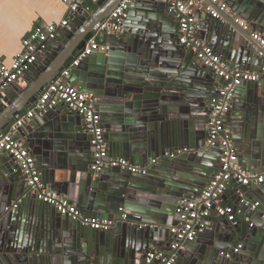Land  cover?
I'll return each mask as SVG.
<instances>
[{
    "label": "water",
    "instance_id": "water-1",
    "mask_svg": "<svg viewBox=\"0 0 264 264\" xmlns=\"http://www.w3.org/2000/svg\"><path fill=\"white\" fill-rule=\"evenodd\" d=\"M81 1L68 17L75 25L64 27L66 38L55 33L53 42H48V51L38 59L42 67L38 65L33 75L26 73L5 88L4 96L0 94V135L75 59L91 37L93 25L104 21L120 0ZM223 1L264 37V0ZM92 3L94 10L90 9ZM130 10L139 13L131 19H137L139 30L148 33L133 36L123 27L122 33L108 37L107 52L89 54L72 67L68 81L91 95L105 137L117 156L137 165L149 158L158 161L145 174L118 167L94 172L90 135L84 132L79 115L52 118L47 112L34 117L33 124L21 126L13 138L23 140L35 153L46 132L56 128L72 165L68 181L57 182L53 171L46 170L35 155L43 185L67 196L84 216L105 219L112 225L108 230L82 225L34 194L22 206L18 203L6 210L23 192L24 176L13 158L1 151L9 159L0 167V264H141L147 252L168 248L172 242L169 229L178 223L175 209L179 200L197 196L216 173L221 150L207 145L205 124L223 79L198 64L194 54L179 44L175 17L166 13L160 0H131ZM204 31L207 34L202 36L199 30V37L223 60L247 71H253L251 65L258 60L257 72H261L264 50L252 40L249 29L228 13L211 18ZM260 79L252 84L243 81L236 88L233 96L243 104L234 102L224 117L239 150V164L257 173L264 171V74ZM13 91L16 96L12 99ZM21 133H28L27 139ZM177 149L185 150L175 158L163 156ZM263 185L238 184L231 203L224 196L223 203L233 207L234 219L212 214L206 220V239L184 243L175 264H264ZM252 204H256L253 209Z\"/></svg>",
    "mask_w": 264,
    "mask_h": 264
},
{
    "label": "built area",
    "instance_id": "built-area-1",
    "mask_svg": "<svg viewBox=\"0 0 264 264\" xmlns=\"http://www.w3.org/2000/svg\"><path fill=\"white\" fill-rule=\"evenodd\" d=\"M58 1L66 4L71 12L77 10L82 4L81 0ZM164 1L168 13L173 15L178 22L179 44L186 50H190L199 64L211 69L223 79L218 96L210 105L206 122L207 145L210 147L218 146L221 152L218 170L209 179L204 189L190 200H179L175 209L179 220L176 225L169 229L173 239L168 248L147 252L141 264H175L178 251L181 250L183 244L195 241L198 235L204 232L208 217L216 214L233 220L235 217L233 207L223 203L226 185L232 180L242 185L264 183V171L261 173L250 172L241 167L230 129L224 123V117L230 111L236 88L243 81H257L260 75L264 74V67L260 73L231 68L211 46L199 39L196 13L205 11L211 18L218 19L221 12H226L243 28L248 27V22L232 11L223 0ZM130 3L131 0H120L104 21L93 25L91 37L75 59L54 76L37 100L28 107L24 114L17 115L4 134L0 135V152L4 151L13 158L24 176L25 185L30 194H34L37 200L54 207L59 214L70 216L82 225L96 230H108L111 228L112 222L97 217L84 216L67 197L47 191L31 151L20 141L14 139L13 135L34 117L43 116L62 103L68 111L79 115L84 122L85 130L90 135L93 152L91 169L94 172L118 167L132 173L145 174L150 165L158 161L159 158H152L145 164L136 165L125 158L110 157L104 129L101 126V118L94 109L91 95L70 85L68 81L71 68L76 66L83 57L95 52L104 53L109 50L105 37L122 32L123 24L129 16ZM68 26L69 19H63L58 23H37L27 32L22 38V49L15 55L12 62L7 66L0 60L1 95L9 84L14 83L27 73L31 65L45 51L48 41L54 39L57 29ZM252 35L253 39L264 50V37L260 33H253ZM183 150L166 151L163 156L175 158ZM18 203V201L12 202L10 206L6 207V210L15 208ZM255 206L256 204H252L250 208L253 209ZM120 210L122 209L120 208ZM123 217L125 216L123 215Z\"/></svg>",
    "mask_w": 264,
    "mask_h": 264
},
{
    "label": "crops",
    "instance_id": "crops-1",
    "mask_svg": "<svg viewBox=\"0 0 264 264\" xmlns=\"http://www.w3.org/2000/svg\"><path fill=\"white\" fill-rule=\"evenodd\" d=\"M160 2L162 4H165L166 13L168 14L166 2L164 0H160ZM90 9H93V10L96 9V6L94 5V3L91 4ZM70 14H71V11L68 9L67 5L58 1V0H0V60L3 62V64H5L7 66L12 62L15 55L19 51H21V49H22V38L27 34V32L35 24H37V23H58L63 19H68ZM136 15H135V12H133V11L130 12L127 20L123 24V27L128 28V33L133 35V36L136 34L141 35V33L145 32V31H146V33H148V31L146 29L142 28L141 30H139V28H138L139 23H138L137 19H135L136 21L134 19H131V17H133V16H136V17L140 16L139 13H137V12H136ZM76 19H78V18L75 17V20ZM175 21L177 22L176 18H175ZM196 21H197V25H198V32H197L198 37L200 34L199 30L202 31L201 32L202 36H205L207 34V31H204V30L207 28V26L209 24H211V17L205 11H198L196 13ZM177 24H178V22H177ZM73 25H75L74 21L70 20L69 26H73ZM123 27H122V32H123ZM202 28H204V29H202ZM247 28L249 29L251 34L259 33L258 31L252 30L253 28H255V26H253V24L252 25L248 24ZM66 33H67V30L64 27L58 28L56 31V34H58L61 39L66 38ZM109 36H111V35H106V37H105L106 42H107V39ZM199 39H201V38L199 37ZM252 40L254 41V39H252ZM51 41L52 40H50L48 42H51ZM202 42H204V40H202ZM254 42L257 44L258 47H260V45L258 44L257 41H254ZM54 44L58 45V42L54 41ZM206 44H208V43H206ZM209 46H211V45H209ZM47 51H48V49L46 47L43 54H41L37 58L36 62L31 65L30 69L27 71V74L33 75L35 68L38 67V65H41V67H42V63L39 64L40 61H38V59L42 58L41 56L44 55ZM226 63L231 68L244 70L243 68H237L236 64H233V63L231 64L229 62H226ZM258 63H260V62L258 60H256V63L251 65V67L254 68V70L253 71L250 70V72H257V69H259V66H257L256 64H258ZM27 74H25V75H27ZM258 81H261V79L259 78ZM252 83L253 82H251V84ZM20 84H23V81ZM4 94H3V96H4ZM10 96L13 99L16 96V91H13V93H11ZM234 102H237L236 104H238V103L243 104L240 98H237V97L234 98V96H233V99L231 102V107H232V104ZM26 110L22 109L21 114H24V112ZM48 114L51 115L52 118L53 117H55V118L67 117V116L74 115V113H71L70 111H68L64 105L60 109L54 108L53 110L49 111ZM235 117L236 116L234 115L233 119H236ZM35 118L31 119L29 122H27L23 126H29V124H33V120ZM224 122H225V118H224ZM233 122H234V120L231 121L230 124L228 123L227 125L229 127H231L232 125H234ZM255 123H257V124L260 123V121L257 120V117L255 120ZM53 126H55V125H53ZM205 126H206V124H205ZM83 128H84V132H86L84 126H83ZM40 129H41L40 126H36L37 131H41ZM231 130L233 131V130H235V128H233ZM236 132H238V131H236ZM57 133H59V132L56 131V128L54 130L47 131L46 136L44 138H42L41 142L35 146L37 149L35 151L36 154L33 152L34 150H32L31 148H29V150L31 151L32 155L34 156L36 163H37V159H36L35 155H37L39 157V159L42 163V166L46 170H49V172H50V170L53 171L55 181L62 182V181H68V178H69L68 173L71 170L72 165L69 163L68 159H66V155L68 156V152H67V150H65V151L62 150V145H60V144H63V143H62L60 137L57 136ZM21 134H22L21 137L24 140L27 139L28 133H26V134L21 133ZM21 143H23V140H21ZM107 143H108V155L110 157H120V156H117V154L111 150V148L109 146V141H107ZM212 150H213L212 152H217V151H215V149H212ZM236 152L238 154L239 150L236 149ZM120 158H123V157H120ZM8 159H9V156L7 154L0 152V167L5 166V164H7ZM149 160H150V158H149ZM218 162H219V157H218V161H217L216 171L218 170V167H219ZM15 165H16V163H15ZM138 165H140V164H138ZM37 166H38V164H37ZM16 167H17V165H16ZM241 167L243 168V166H241ZM38 168H39V166H38ZM243 169H245V168H243ZM246 171H248V170H246ZM40 174H41V180L43 183V172L40 171ZM20 176H23L22 172H21ZM236 186H238V183H236L233 180L226 185L225 192L229 191V193H227V194L223 193V197L224 196L227 197L228 203H231L232 192L236 188ZM253 186L258 187V185H253ZM23 187H24L23 192L20 194L19 198L15 200V202L16 201L19 202L20 206L23 205L24 199H26L27 196L31 195L28 192V189L25 185V181H23ZM44 187L46 188L47 191L51 192L49 186L44 185ZM262 187L264 188V185ZM53 193H56V192H53ZM56 194H58V193H56ZM59 195H63V194H59ZM63 196H65V195H63ZM65 197H67V196H65ZM86 216L92 217L90 215H86ZM210 217H208L207 220ZM206 228H207V224H206ZM205 232L206 231L204 230V232L199 234L197 238H199L201 241H204L206 239L205 238V235H206ZM158 240L162 241L164 239L161 238L160 236H158ZM162 243H163V241H162ZM186 246H188V245H186ZM181 250L184 251L183 247L181 248Z\"/></svg>",
    "mask_w": 264,
    "mask_h": 264
}]
</instances>
